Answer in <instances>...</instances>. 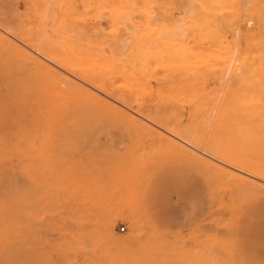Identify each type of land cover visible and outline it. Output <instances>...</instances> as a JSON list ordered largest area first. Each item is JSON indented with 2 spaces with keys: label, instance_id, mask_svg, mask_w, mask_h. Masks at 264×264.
Instances as JSON below:
<instances>
[{
  "label": "rangeland",
  "instance_id": "374dc122",
  "mask_svg": "<svg viewBox=\"0 0 264 264\" xmlns=\"http://www.w3.org/2000/svg\"><path fill=\"white\" fill-rule=\"evenodd\" d=\"M0 24V264H264V0Z\"/></svg>",
  "mask_w": 264,
  "mask_h": 264
},
{
  "label": "bare ground",
  "instance_id": "6f19581e",
  "mask_svg": "<svg viewBox=\"0 0 264 264\" xmlns=\"http://www.w3.org/2000/svg\"><path fill=\"white\" fill-rule=\"evenodd\" d=\"M1 2H7L8 0H0ZM7 6V5H4ZM0 29H5L3 25L0 24ZM120 36V35H119ZM123 38V37H122ZM119 44V43H118ZM57 65V64H56ZM168 131V130H167ZM194 147V146H193ZM197 149V148H196ZM202 152V151H201Z\"/></svg>",
  "mask_w": 264,
  "mask_h": 264
},
{
  "label": "built area",
  "instance_id": "2783aa9c",
  "mask_svg": "<svg viewBox=\"0 0 264 264\" xmlns=\"http://www.w3.org/2000/svg\"><path fill=\"white\" fill-rule=\"evenodd\" d=\"M125 229V227L123 228V230Z\"/></svg>",
  "mask_w": 264,
  "mask_h": 264
}]
</instances>
